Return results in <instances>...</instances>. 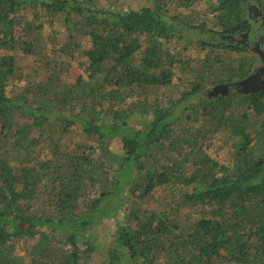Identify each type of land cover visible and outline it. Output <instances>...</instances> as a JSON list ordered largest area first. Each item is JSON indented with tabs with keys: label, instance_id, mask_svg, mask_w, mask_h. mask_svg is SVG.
I'll return each mask as SVG.
<instances>
[{
	"label": "trees",
	"instance_id": "16d2710c",
	"mask_svg": "<svg viewBox=\"0 0 264 264\" xmlns=\"http://www.w3.org/2000/svg\"><path fill=\"white\" fill-rule=\"evenodd\" d=\"M105 1L0 0V264H91L79 231L105 218L117 246L101 264H264V90L230 91L249 61L219 53L248 52L227 37L253 28L252 0H215L197 24L177 11L198 0ZM57 23L69 42L22 68L17 54ZM84 37L86 73L65 84ZM184 38L204 62L171 48ZM185 71L190 88L174 94ZM218 87L229 91L212 96ZM217 137L232 141L228 163ZM23 239L36 240L29 261L16 254Z\"/></svg>",
	"mask_w": 264,
	"mask_h": 264
},
{
	"label": "rangeland",
	"instance_id": "374dc122",
	"mask_svg": "<svg viewBox=\"0 0 264 264\" xmlns=\"http://www.w3.org/2000/svg\"><path fill=\"white\" fill-rule=\"evenodd\" d=\"M262 1L264 2V0H252V4L256 5V10L260 11L261 9V12H262V13H259L260 15L257 13L256 15H254L252 13V17L254 20L253 28L257 27V28L264 29V10L258 7V5L261 4ZM105 3L107 6L108 5L112 6V8L115 10L116 9L117 10H127V9H137L141 5L145 4V0H106ZM213 3H216V1L215 0H198L192 8L190 9L181 8V9H178L177 13H179L183 17H187L191 19L192 21H194V24H197L202 19L213 17L212 14L208 15L207 13L208 9ZM25 16L30 17L31 13H26ZM257 31L262 33V31L264 30H257ZM200 33L202 32H199L198 34L200 35ZM252 33L255 34L254 31H252ZM251 35H252L251 32H247L245 34H239L234 37H228L230 38L231 41L238 43L240 46L242 43L245 42L242 45L247 48L248 52L246 53L245 52H237V53L229 52L228 54H224V52H222L223 50L219 52L220 55L225 59L226 58L229 59V57L230 58L232 57L231 59L232 60L235 59V62L236 61L241 62L244 59L246 61H249L246 67L247 69L250 68L251 74L249 73V75L244 79H247L248 77L253 76L254 74H258L264 66L263 58L261 57V51L260 52L256 51V48H254L251 45V41L252 42L259 41L260 39L259 38L256 39L254 38V36H251ZM203 37L204 39H207V40H210V39H212V41L215 40L214 37L210 34H205ZM246 37H248V39ZM37 38H39V41H38V47L36 48L35 53L30 54L28 56H25L23 54H17L20 66L24 69H27L28 72L32 68H35L37 66L42 67L47 57H52L53 55L56 54L53 52L54 50L61 48L63 45L69 42L67 40L68 33L66 31V28L61 23H57L55 25L47 24L45 27L44 33H42L40 36H37ZM185 39L186 38L182 39L176 45L171 44L170 45L171 48H174V46L176 47L178 45L177 48L178 49L181 48L184 52H187L186 55L191 56V58H193L192 61L195 63H197L198 61L208 56L207 52L204 53L201 51L200 45L198 44L192 47L188 46V49L184 50V47L187 46V41H188ZM80 41H81V48L76 50V57L70 62L71 65L69 67V73L68 75L63 76L64 78L63 81H65L64 82L65 84H74L80 75L86 73L85 68L82 66V63L86 61L84 50L89 49L92 46V42L89 38H86V37L81 38ZM261 49H263V47ZM261 49L259 48V50ZM214 55L216 56L215 53ZM202 61L204 62V60ZM186 72H189V71H185L184 74H178L175 77L173 84H172V89H171L173 90L174 94L186 89V87L190 88L188 81H186L187 78H189ZM181 78H185L184 81H186L185 84H183V86H182ZM235 83H238V81H236ZM235 83L230 88L231 89L230 91H233L234 93H238L242 96L251 95L252 87L258 88L260 86H263L262 84H259L258 82L257 83L248 82L247 84H241V85H235ZM210 91H211L212 96H218L220 94H227L229 90L228 89L225 90V88L223 87H218V88H212ZM237 97H240V96H237ZM163 100H165V98ZM199 101H200L199 99H196V102H199ZM240 112H242V110H240L239 113ZM142 120H143L142 117L138 120L135 117L132 119V123L137 125L140 122H142ZM216 140H217L216 145H214V150H213L214 155L216 156V158H218L222 162L228 163L231 159L232 152H233L232 141L226 142L222 137H217ZM111 148L115 153H119V154L122 153V144L118 139H115L112 142ZM161 198H162L161 203L159 205L156 204L157 206H160V207H162L164 204V200H163L164 198L163 197ZM196 214H197L196 212L192 213L188 209L182 210V212L179 214L181 223L184 226H190L191 225L190 222H192L194 218H196L195 216ZM102 223L103 224L101 226H97L94 228L82 227L79 231V236L77 238L78 246H80L82 250L87 251L88 248L94 249L92 253V257L90 259L91 264H101L102 261H106L108 258L109 251L117 246V243L114 240V235H115V231L117 227V220L113 218H110V219L105 218L102 220ZM58 235L61 236L60 234ZM35 241H36L35 239L19 240V242L17 243L16 254L20 258H24L25 261H29L30 260L29 251L31 247L34 245ZM68 247L69 246H67V248Z\"/></svg>",
	"mask_w": 264,
	"mask_h": 264
},
{
	"label": "flooded vegetation",
	"instance_id": "af4514ba",
	"mask_svg": "<svg viewBox=\"0 0 264 264\" xmlns=\"http://www.w3.org/2000/svg\"><path fill=\"white\" fill-rule=\"evenodd\" d=\"M250 12L251 13H253L254 15H256V13L257 14H259V13H262L261 12V10L260 11H257L256 10V5H253V4H250ZM260 15V14H259ZM257 30H264L263 28H257V27H255V28H251L250 29V31H248V32H251V36H254V38H256V39H260L259 41H251V45L254 47V48H256V51H262V50H259V48L261 49V47L263 46V49H264V31H262V33H260V32H258ZM252 31H254L255 32V34H257V35H255L254 33H252ZM247 33V32H246ZM243 34H245V33H243ZM228 38V37H227ZM247 39H248V37H246ZM229 40H230V38H228ZM245 43V42H244ZM244 43H242V44H244ZM241 44V47L243 46ZM259 46V47H258ZM264 69V68H263ZM262 69V70H263ZM251 74V73H250ZM252 83H253V81H252ZM260 84H262L263 86H264V79H262V81H261V83Z\"/></svg>",
	"mask_w": 264,
	"mask_h": 264
},
{
	"label": "water",
	"instance_id": "95a60500",
	"mask_svg": "<svg viewBox=\"0 0 264 264\" xmlns=\"http://www.w3.org/2000/svg\"><path fill=\"white\" fill-rule=\"evenodd\" d=\"M261 50H262L261 51V57L263 58V62H264V49H261ZM263 68H264V66H263ZM262 69L260 70V72L258 74H254L253 76H250L247 79H242L241 81H238V83H235V85L247 84L248 82H252V81H253V83L258 82L260 84L262 79L264 78V69L263 70ZM251 90H252L251 93H256L258 91L264 90V86H260L258 88L252 87Z\"/></svg>",
	"mask_w": 264,
	"mask_h": 264
}]
</instances>
